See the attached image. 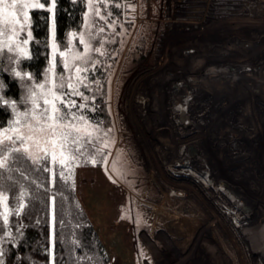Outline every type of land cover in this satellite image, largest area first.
Instances as JSON below:
<instances>
[{
	"label": "rangeland",
	"instance_id": "rangeland-1",
	"mask_svg": "<svg viewBox=\"0 0 264 264\" xmlns=\"http://www.w3.org/2000/svg\"><path fill=\"white\" fill-rule=\"evenodd\" d=\"M81 1L86 6V33L72 30L68 48L55 38L56 0L0 2V75L10 74L21 89L19 100L5 97L0 78V104L11 115L7 126L0 127V138L5 133L14 135L12 127L26 131L25 125L32 122L30 117H20V123H14L17 112L32 108L30 100L25 102L29 87L45 84L47 92L53 81L56 85L62 82L61 75L65 84L72 76L71 83L89 99L83 101L85 108L71 109L77 117H84L83 121H71L81 129L79 144L68 145L70 150L63 156L65 165L59 164L61 156L57 152L52 176L62 169L69 177L110 264H264V245L242 233L245 222L233 219L236 215L264 213V96L258 91L260 87L242 93L232 87L228 93H211L207 101L217 100L220 105L212 110L209 106L194 107L192 101L191 116L196 126H202L186 136H181V110L176 99L183 82L181 67L188 66V71H204L212 64L225 68L231 58L224 54L228 49L233 59L235 54L237 59L248 61L247 67L241 64L234 71L245 73L247 78L250 74L253 79L264 77V0ZM13 3L16 7L7 11L17 13L23 30L19 25L4 23V9ZM24 3L29 4L24 9L28 20L20 15ZM36 3L51 9L50 59L39 81L20 68V61L29 56L27 33L34 9L31 5ZM97 7L102 16L108 12L111 16L99 20L95 17ZM13 26L15 33L11 31ZM81 35L90 47L87 53L85 45L79 44ZM10 45L12 52H8ZM97 47L100 52L95 51ZM73 53L87 55L91 62L74 61ZM64 63L69 67L64 68ZM74 64L88 68L79 74L86 77L82 83L76 82ZM17 71L20 76L15 75ZM84 84L89 85L87 90ZM34 90L43 107L41 90ZM101 97L112 117L110 127H104L94 116V106ZM73 98L77 104L82 102L80 97ZM240 119L245 124L242 142L245 146L248 140L253 141L256 155H250L252 150L247 147L238 151L240 133L232 126ZM208 120H212L211 125L204 127ZM225 120L231 123L227 132L220 129L227 126ZM222 132L223 139L219 137ZM175 144L181 148L178 153L171 150ZM31 153L43 155L34 146ZM176 190L185 196L174 195ZM167 214L177 216L173 226L159 221ZM51 215L53 251V205ZM251 222L258 227L255 220Z\"/></svg>",
	"mask_w": 264,
	"mask_h": 264
},
{
	"label": "trees",
	"instance_id": "trees-1",
	"mask_svg": "<svg viewBox=\"0 0 264 264\" xmlns=\"http://www.w3.org/2000/svg\"><path fill=\"white\" fill-rule=\"evenodd\" d=\"M55 38L64 47L69 33H86V6L81 0H56ZM51 11L47 7L32 9L29 21V56L20 68L36 80L44 76L50 59ZM5 97L19 100L18 81L2 72ZM96 93V92H95ZM95 113L104 127L113 125L103 97ZM11 115L0 104V127L7 126ZM19 147V144L16 145ZM8 155V167L0 168V264H110L111 260L91 218L78 198L76 189L59 173L40 172L32 155ZM41 156V155H40ZM49 167L51 159L48 161ZM23 194V195H22ZM54 207L53 251H51V207ZM7 216V220H5Z\"/></svg>",
	"mask_w": 264,
	"mask_h": 264
},
{
	"label": "snow or ice",
	"instance_id": "snow-or-ice-1",
	"mask_svg": "<svg viewBox=\"0 0 264 264\" xmlns=\"http://www.w3.org/2000/svg\"><path fill=\"white\" fill-rule=\"evenodd\" d=\"M0 2H3V0H0ZM46 3L50 2V0H45ZM91 4V0H90ZM119 6V5H115ZM15 8L16 4L13 3L12 5H6L4 9V23L7 24H13V25H19L20 29H24V25L20 23V19L17 17V13L15 11L8 12L7 8ZM29 7L28 3H24L21 6V13L20 15L23 16L25 20H28L29 17L27 13L24 11V9H27ZM31 7L35 9H42L44 8V4L36 3L31 5ZM48 11H51V9H48ZM90 11H92L90 7ZM107 16H111V12L107 13ZM107 16H102L100 14V9L97 7L95 9V17H97L99 20H106ZM108 27H113V25L108 24ZM103 28L99 29L100 32H103ZM11 31L13 33L16 32L15 26L12 27ZM75 35V34H73ZM27 37H31V33H27ZM91 36L89 37V40H91ZM24 44L28 43V39H24ZM99 43V41H97ZM79 44L85 45L84 52L87 53L90 51V47L88 44H86L85 38L83 35H81L79 39ZM18 47V46H17ZM65 48H68V45H64ZM13 49L11 45L8 47V52H12ZM18 51L20 53H25L24 48H19ZM96 52H100V47H97L95 49ZM26 54V53H25ZM60 55L66 56V53L61 52ZM73 60L74 61H80L81 63L87 64L91 62V57L87 55H80L79 53H73ZM4 57H7V53H4ZM99 61H96L95 64H98ZM95 64H93V69L95 68ZM64 68H68L69 65L67 63H64ZM87 72L88 68L84 67L81 68L79 66H75L74 64V76L77 83H82L86 77H81L79 74L81 72ZM16 76H20L21 73L19 71L15 72ZM60 80L62 81L59 85L55 84V81L52 83V87L48 89L47 92H44L45 84H36L34 87H29L27 89L28 95L25 98V102L31 101L32 108L29 109L26 112H17V120L14 121L15 124L20 123V117H30L32 122H29L25 125L26 131H23L19 127H12L10 129L11 133L14 135H9L5 133L2 138H0V153H13L16 154V159L20 158L21 154L27 153L29 155H32V162L34 164H40L41 166L38 168V171L40 172H53L54 167L56 165V156L57 152H59L61 159L59 160L60 165H65V160L63 159L64 153L66 151H69L68 145H78L79 140L77 137L79 136V133L81 132L80 128H77L75 124L71 123V121L80 119L84 120L83 116L77 117L74 112L71 111L72 108H85L86 105L83 101H88V96L84 95V92L80 91L79 88H77L73 83H71L72 76L68 77V83H64L65 77L61 75ZM84 89L87 90L89 85L84 84ZM35 88H39L41 90V93L43 94V107H41L38 98L37 93L34 90ZM67 89V91H65ZM59 93V94H58ZM73 97H80L82 102L77 104L76 100ZM94 98V97H93ZM7 103V101H5ZM59 104V106H58ZM13 108H15V103L13 102ZM39 110V111H37ZM34 122V123H33ZM86 123V121H85ZM71 129L72 131H69ZM75 133V135H73ZM71 137V139H69ZM89 144L91 143V137L89 134L88 137ZM19 144V147L16 145ZM42 144L44 145L42 147ZM35 147L36 149L40 150L43 155L36 156L31 153V148ZM76 151L79 149L76 148ZM51 154V162L52 167H49L48 161H49V155ZM72 159L75 160L76 157L72 156ZM92 163H96L95 160L92 161ZM8 167V155H4L3 159H0V168H7ZM71 172V169H69ZM2 174V173H0ZM59 177L61 179H68L69 177H66L64 174V171L61 169L59 171ZM23 195V194H22ZM5 220H7V216H5ZM3 225L0 224V228H2Z\"/></svg>",
	"mask_w": 264,
	"mask_h": 264
},
{
	"label": "bare ground",
	"instance_id": "bare-ground-1",
	"mask_svg": "<svg viewBox=\"0 0 264 264\" xmlns=\"http://www.w3.org/2000/svg\"><path fill=\"white\" fill-rule=\"evenodd\" d=\"M225 51L224 54L231 55V58L229 61L226 63L227 65L225 68H220L217 65H209L204 71H188L186 66L181 67L180 71V79L183 80L182 84L180 85V89L178 90V93L176 94V99L178 101L177 103V109L181 110L182 108L186 107L189 110V113H191V105L195 104L194 107H199L204 108L206 106H209V108L212 110L214 109V106L216 105L218 107L219 102L216 101H207L208 98L210 97L209 95L213 93V95H216L217 93H228L231 89V87L234 90H238L239 93L247 91L249 88L253 87H260L258 88L259 92L264 96V77L262 78H251V74L247 78V76L244 74L239 73L238 71H234L237 68L239 69V65H244L245 67L248 66V61L245 60L243 57L242 58H236L235 54L233 55L235 59L232 57V51ZM239 57V56H237ZM229 66V67H228ZM189 68V67H188ZM199 69V68H197ZM181 81V80H180ZM179 88V87H178ZM258 92V93H259ZM199 94V96H198ZM242 96V94H238ZM222 96V95H221ZM215 97H213L214 99ZM200 100L201 102L197 101ZM212 99V100H213ZM157 101V100H155ZM194 101V103L191 104V102ZM209 102V103H208ZM159 105H161V102L157 101ZM220 108V105H219ZM201 110V109H200ZM202 111V110H201ZM210 112V111H209ZM212 113L216 112V110L211 111ZM210 118V117H208ZM179 124L181 125L182 128V135L181 136H186L187 132L189 133L190 130H192L194 127V124L190 126H186L183 124L180 119H178ZM202 122V120H201ZM212 120H208V123L206 121V124L204 127H207V124L211 125ZM205 123V121H204ZM226 125L231 124L229 120H225ZM236 123V122H234ZM238 123V124H237ZM236 123V126H240V128H237L236 126H232L233 130L238 133H241V130L244 129V121L240 119L239 122ZM196 124V122H195ZM215 125V124H214ZM235 125V124H234ZM248 125V124H247ZM196 126V125H195ZM202 125L196 126L197 129L200 130V127ZM225 128V129H224ZM227 128V129H226ZM220 129H223V131L228 130V125L224 126ZM189 130V131H188ZM232 135V134H231ZM234 135V134H233ZM230 137V136H229ZM231 139V138H230ZM177 145V146H176ZM251 149H254L253 146L249 145ZM177 147V148H176ZM186 148V147H184ZM183 148V149H184ZM171 150H175L176 153L181 151V148L179 147L178 144H175V147H173ZM237 216V215H236ZM234 217V221L238 222H245L246 224L242 227V233L245 235H249L250 239L252 237V240L254 242L261 243L264 245V213H261L257 216H248L247 214L240 215L238 217ZM247 216V217H246ZM243 217V218H240ZM251 217V218H250ZM177 216L176 215H170L167 214L164 218L159 219V221L164 225V226H173L176 222ZM231 219V218H230ZM251 219L256 221V224L258 225L257 228L253 227ZM241 220V221H240ZM248 222H251L250 224H247ZM225 249V248H224ZM227 251H229L226 248Z\"/></svg>",
	"mask_w": 264,
	"mask_h": 264
},
{
	"label": "flooded vegetation",
	"instance_id": "flooded-vegetation-1",
	"mask_svg": "<svg viewBox=\"0 0 264 264\" xmlns=\"http://www.w3.org/2000/svg\"><path fill=\"white\" fill-rule=\"evenodd\" d=\"M264 99V98H263ZM191 114V113H190ZM192 117V116H191ZM179 119H180V121L183 123V124H185L186 126H190V125H192V124H194V126H192V127H194L192 130H190V132L191 131H193V130H197V128H196V126H195V120H194V118L192 117V120H193V123L192 124H190V125H187L183 120H182V116H181V111H180V113H179ZM189 132V133H190ZM225 132V131H224ZM224 132H222L221 134H220V138L221 139H223L224 138V136H225V133ZM227 132V131H226ZM244 132H242V133H240V134H238L239 136H238V140H239V143H240V146L238 147V151H240V153L241 152H243V150H246V147H247V149L248 150H252V152L250 153V155H256L257 154V151H256V146H255V144H254V142L253 141H249L248 140V142H247V145H245L244 146V144H245V142L243 143L242 142V139L245 137V135L243 134ZM243 143V145H241ZM249 145H251V146H253L254 147V149H251V147L249 146ZM247 150V151H248ZM194 151H196V150H194ZM187 163H188V161H187ZM255 172L256 173H258V169L257 168H255ZM207 179H208V176H207ZM173 194L174 195H177V196H185V193H183V192H180V191H174L173 192ZM235 197V196H234Z\"/></svg>",
	"mask_w": 264,
	"mask_h": 264
},
{
	"label": "water",
	"instance_id": "water-1",
	"mask_svg": "<svg viewBox=\"0 0 264 264\" xmlns=\"http://www.w3.org/2000/svg\"><path fill=\"white\" fill-rule=\"evenodd\" d=\"M181 116H182V120L187 124L190 125L193 123L191 114L189 113L188 108L184 107L181 109Z\"/></svg>",
	"mask_w": 264,
	"mask_h": 264
}]
</instances>
